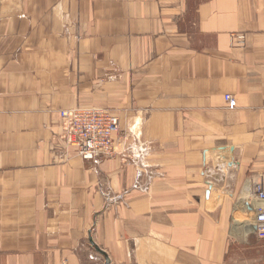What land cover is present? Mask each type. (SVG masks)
Wrapping results in <instances>:
<instances>
[{
  "label": "crops",
  "instance_id": "0c3cea01",
  "mask_svg": "<svg viewBox=\"0 0 264 264\" xmlns=\"http://www.w3.org/2000/svg\"><path fill=\"white\" fill-rule=\"evenodd\" d=\"M79 106L129 162L65 149ZM259 182L264 0H0V264H264Z\"/></svg>",
  "mask_w": 264,
  "mask_h": 264
},
{
  "label": "built area",
  "instance_id": "2783aa9c",
  "mask_svg": "<svg viewBox=\"0 0 264 264\" xmlns=\"http://www.w3.org/2000/svg\"><path fill=\"white\" fill-rule=\"evenodd\" d=\"M228 106H236L232 93L225 95ZM60 141L65 149L77 153L84 160L100 162L103 158L120 155L129 162L132 158L136 135L123 130L118 117L108 110L98 107H74L59 111ZM138 186L143 191L147 186ZM253 207L255 233L258 239L264 240V183L253 187ZM248 203V206L250 205Z\"/></svg>",
  "mask_w": 264,
  "mask_h": 264
},
{
  "label": "rangeland",
  "instance_id": "374dc122",
  "mask_svg": "<svg viewBox=\"0 0 264 264\" xmlns=\"http://www.w3.org/2000/svg\"><path fill=\"white\" fill-rule=\"evenodd\" d=\"M116 116H117V115H116ZM117 117H118V116H117ZM118 119H119V117H118ZM139 129H140V126H139V125H136V127H133V129H130V130L127 129V131L132 132V133H134L135 135H137V133L140 131ZM136 130H137V133H136ZM248 217H249L250 220L253 221L254 214H253V213H249Z\"/></svg>",
  "mask_w": 264,
  "mask_h": 264
},
{
  "label": "water",
  "instance_id": "95a60500",
  "mask_svg": "<svg viewBox=\"0 0 264 264\" xmlns=\"http://www.w3.org/2000/svg\"><path fill=\"white\" fill-rule=\"evenodd\" d=\"M209 192H210V190H207V192H206V194H207V196L209 195ZM254 228H256L255 227V225H254ZM99 250V249H98ZM102 254H104L105 255V253L103 252V251H101V250H99ZM108 260V259H107Z\"/></svg>",
  "mask_w": 264,
  "mask_h": 264
}]
</instances>
